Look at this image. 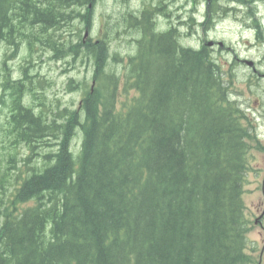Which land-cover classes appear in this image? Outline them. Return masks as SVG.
<instances>
[{
  "label": "trees",
  "instance_id": "obj_1",
  "mask_svg": "<svg viewBox=\"0 0 264 264\" xmlns=\"http://www.w3.org/2000/svg\"><path fill=\"white\" fill-rule=\"evenodd\" d=\"M101 1L0 0V264H259L246 196L264 139L243 98L256 75L206 37L231 1L251 19L258 6L125 0L98 16ZM165 2L189 13L179 27ZM22 46L16 77L1 50ZM48 52L92 68L70 81L77 106L32 73Z\"/></svg>",
  "mask_w": 264,
  "mask_h": 264
},
{
  "label": "rangeland",
  "instance_id": "obj_2",
  "mask_svg": "<svg viewBox=\"0 0 264 264\" xmlns=\"http://www.w3.org/2000/svg\"><path fill=\"white\" fill-rule=\"evenodd\" d=\"M133 5H141L143 0H131ZM147 1V0H146ZM123 9V7H121ZM120 9L119 2L116 0H102L97 4V14L100 16L104 15L114 16ZM262 24L264 27V4L260 5ZM221 20L217 19L216 26L207 33V36L211 40L224 41L226 47H215L216 57L221 58L222 60H229L232 62L236 58L241 63V67H246V60H258L261 64V70L264 72V41L257 38L256 31L253 28H250L247 23V20L234 17V13L228 12L221 17ZM114 19V18H113ZM164 25H167L168 19L162 20ZM199 32L196 33V35ZM186 42H189L188 39ZM120 50H125V44L123 42L119 44ZM11 53L10 50L7 51V48H4V55L2 59H5ZM25 52H18L15 56L9 57L8 62L11 68L14 69L13 73L16 74L15 68H18L20 71V64L23 62V57ZM35 66L32 68V73L38 72L43 77H46L48 82V92L47 99L55 100L59 98L63 106H77L81 98V90H69L68 81L71 77L82 79L85 74L90 75V72L87 70V65L85 62H79L77 64L70 61V64L67 61H53L48 56H45L42 61L36 56ZM66 65L72 66L73 70H69L66 73H63V69ZM248 70V69H247ZM244 101L251 100V108H254L255 114L259 117L258 125L260 128V133L264 137V115L261 116L264 111V79L261 80L260 85H254L251 92H246L243 96ZM256 100V101H255ZM81 136H76L75 146H80ZM24 155L27 150L25 148L21 149ZM264 156V152L261 153ZM264 160V158H263ZM261 190L260 182L252 179V182L248 185L246 201L251 208V213L253 218L256 215L262 213L264 209V199L260 200ZM257 208L259 210H257ZM259 227L255 226L254 233L252 234L253 238H256L260 241L261 244L264 243V231ZM261 264H264V257L261 261Z\"/></svg>",
  "mask_w": 264,
  "mask_h": 264
}]
</instances>
